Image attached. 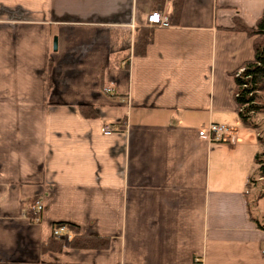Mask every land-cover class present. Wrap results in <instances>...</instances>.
<instances>
[{"label":"crops","instance_id":"0c3cea01","mask_svg":"<svg viewBox=\"0 0 264 264\" xmlns=\"http://www.w3.org/2000/svg\"><path fill=\"white\" fill-rule=\"evenodd\" d=\"M173 1L0 0V264H264V145L233 78L254 56L234 19L264 0ZM154 9L170 26L135 55ZM211 123L234 139L200 136ZM67 222L104 244L54 237Z\"/></svg>","mask_w":264,"mask_h":264},{"label":"trees","instance_id":"16d2710c","mask_svg":"<svg viewBox=\"0 0 264 264\" xmlns=\"http://www.w3.org/2000/svg\"><path fill=\"white\" fill-rule=\"evenodd\" d=\"M173 16L179 15L182 0H174ZM234 29L244 31L250 37H253L254 56L252 60L246 61L240 69L233 73L235 82L234 101L237 107V115L242 127L256 130L258 125L255 122V116L264 115V9L253 27L246 26L240 19H234ZM152 41V26L142 28L136 32L133 44V53L143 55L146 47ZM127 56H123L126 58ZM128 64V61L125 65ZM83 114L94 116V108L86 106L83 108ZM262 145L264 142L258 136ZM256 163L255 178L248 181V185L255 183L256 178L264 177V149L254 157ZM264 191H260L256 198L262 197ZM255 199L250 201L251 207L255 206ZM34 201L26 204V215L32 216V205ZM256 221V220H255ZM259 225V223L257 222ZM65 225L72 230L73 234L69 240L72 247L88 248L98 247L104 244L99 238L80 235L77 227L72 223H58L56 226ZM57 238V237H56ZM55 240L58 246L60 243Z\"/></svg>","mask_w":264,"mask_h":264},{"label":"built area","instance_id":"2783aa9c","mask_svg":"<svg viewBox=\"0 0 264 264\" xmlns=\"http://www.w3.org/2000/svg\"><path fill=\"white\" fill-rule=\"evenodd\" d=\"M146 22L149 26L152 27H168L170 26V18L160 9L152 10L147 18ZM106 91H110L106 89ZM103 131L108 133L111 131V127L104 126ZM234 131L235 129L232 126L219 124V123H211L207 128H201L198 131V134L208 140L214 141H232L234 139ZM42 206L40 202L34 201L32 205V216L28 217L32 221H38ZM54 237H66L69 238L70 231L66 228L65 225L56 226L53 230ZM262 254L264 255V248H262Z\"/></svg>","mask_w":264,"mask_h":264},{"label":"rangeland","instance_id":"374dc122","mask_svg":"<svg viewBox=\"0 0 264 264\" xmlns=\"http://www.w3.org/2000/svg\"><path fill=\"white\" fill-rule=\"evenodd\" d=\"M262 116L263 115H257V116H255V122L258 125V127L256 129V132L258 133V136L261 138V140L264 142V118H262ZM254 185H255V189L253 190L252 195H250V198L252 200H253V198L255 199V196H257V194L260 192V189L263 188L262 184L257 183V184H254ZM260 203L261 204H264V197L262 198V200L260 201ZM67 229L69 231V228H67ZM71 234H73V233L72 232L70 233L69 238L71 237Z\"/></svg>","mask_w":264,"mask_h":264},{"label":"water","instance_id":"95a60500","mask_svg":"<svg viewBox=\"0 0 264 264\" xmlns=\"http://www.w3.org/2000/svg\"><path fill=\"white\" fill-rule=\"evenodd\" d=\"M55 43H56V42L54 41V47H55V45H56Z\"/></svg>","mask_w":264,"mask_h":264}]
</instances>
